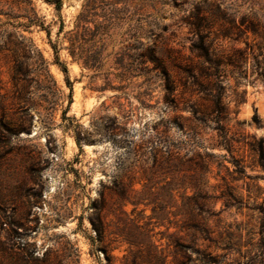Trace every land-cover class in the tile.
<instances>
[{
	"label": "rangeland",
	"instance_id": "obj_1",
	"mask_svg": "<svg viewBox=\"0 0 264 264\" xmlns=\"http://www.w3.org/2000/svg\"><path fill=\"white\" fill-rule=\"evenodd\" d=\"M34 2L44 28L0 34V43L24 35L35 49L19 81L12 70L23 53L0 51L3 263L36 264L46 250L57 263L74 257L72 246L79 264L106 263L91 239L92 204L104 195L112 264L131 250L145 257L148 230L168 264H264V169L254 151L264 141V79L252 58L247 75L223 72L228 146L213 120H195L187 107L205 95L183 86L199 76L200 48L229 56L264 46V0H62L61 11ZM39 52L53 81L38 74ZM170 150L182 160L171 163ZM191 184L206 198L187 221L182 195L194 194Z\"/></svg>",
	"mask_w": 264,
	"mask_h": 264
},
{
	"label": "trees",
	"instance_id": "obj_2",
	"mask_svg": "<svg viewBox=\"0 0 264 264\" xmlns=\"http://www.w3.org/2000/svg\"><path fill=\"white\" fill-rule=\"evenodd\" d=\"M45 2L52 4L56 7L58 11L62 10L63 2L62 0H45ZM87 4L84 5L83 11L79 15L80 21L85 17ZM40 27L44 28V20L40 17L39 12L36 8L34 0H0V34H14L16 33L17 29H22L23 31H29L32 27ZM80 25L78 24V27ZM63 25L60 27V32L63 31ZM84 29L85 27H80ZM255 31V30H253ZM83 36V34L81 35ZM20 42H13L9 40L8 42L0 43V51L1 50H13L14 52L16 49L13 48L14 45L23 53L24 60L16 59L14 66H13V79L16 81L22 80L27 77L28 71L25 69V65L33 58V54L35 49L33 48V44L27 40L24 35H20ZM82 39V38H81ZM55 53H56V61L60 65L61 62L59 60V51L55 44H52ZM70 49V54L74 56V50ZM142 57H144L142 55ZM200 58H203V65L200 68L199 76L194 74L191 75L192 81L188 82L185 80L183 82L184 88L190 90L191 92L199 91L202 92L205 96L201 97V100L208 101L210 105H205L203 102L201 103L198 101L197 103H189L187 105L188 108L191 109L195 120L198 121H207L209 119L213 120L216 123L215 129L219 130L223 140L221 143L224 145H229L230 140L227 138V130L223 125V121L228 116L229 110L227 104L224 102V83L228 79L223 72L226 68L232 67L230 70L231 74L238 71L239 75L242 74L247 75L246 69L242 71L243 67L246 65L247 60L252 58V65L251 69L252 72L257 74L258 77L264 79V46L252 44L250 45L247 43L246 49H235L232 52V55L224 56L223 54L218 53H210L207 48H200ZM148 61L154 62L157 65L154 66L153 70H157L161 68V72L163 76H165V90L167 94L172 95L176 91V84L175 81L171 79V76L165 66H161L159 58L156 56L154 52H151L148 56ZM39 63L40 69L38 74L43 76L44 78H50L53 81V78L48 70V65L46 60L43 58L42 54L39 52ZM160 64V65H159ZM207 64V65H205ZM64 72H67L66 66H64ZM207 79V81L203 82L202 79ZM231 146V145H230ZM229 146V147H230ZM254 151L259 155V162L260 165L264 169V141L261 140V144L259 146V150L254 148ZM178 153L170 150L168 152L169 160L171 163L179 162L182 160ZM209 155V154H208ZM213 155V154H210ZM200 156V154H199ZM214 156V155H213ZM202 157V156H201ZM172 164V165H173ZM192 189H194L193 195H188L184 193L182 195L183 207L186 210V216L188 217L187 221L195 220L193 214V207L192 205H199V200L202 198H206L201 191V187L197 186L196 184H191ZM122 198L126 200H130V196L127 192H123ZM134 205L136 203L132 202ZM95 211V217L91 218V223L93 229L95 230V237H92V245H96L98 242V248L101 250L106 258V263L101 264H112L114 260V256L111 254V250L106 243V232H107V224L105 222V210L107 207V201L105 196L103 195L101 201H94L92 204ZM192 216L190 218V216ZM197 226L189 225L187 229L189 230H196ZM208 232V231H207ZM189 235V234H187ZM192 235V234H191ZM152 236L149 235V230L144 233V243L146 248H148V253L145 257H141L140 254L130 251V255L124 257L125 263L124 264H140L141 259L144 258L150 259V264H168L167 263V256H165L161 251L157 250V246L154 245L150 241ZM125 241L129 244L130 247L137 246L136 242L132 240L131 237L127 236ZM143 244V242H142ZM72 249L75 252L74 257L68 258L64 256L56 257V262H51L50 258V250H46L43 256L36 258V264H79V254L77 249L72 246ZM7 248L5 243L0 240V264H4L5 260V252ZM177 264H182V262H178Z\"/></svg>",
	"mask_w": 264,
	"mask_h": 264
}]
</instances>
